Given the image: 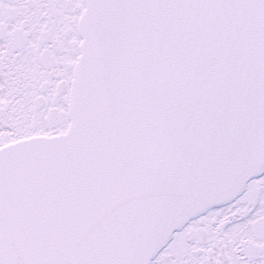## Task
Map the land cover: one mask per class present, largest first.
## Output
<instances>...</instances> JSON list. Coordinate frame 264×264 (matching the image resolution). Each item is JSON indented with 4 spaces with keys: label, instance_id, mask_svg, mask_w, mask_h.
Masks as SVG:
<instances>
[{
    "label": "snow or ice",
    "instance_id": "1",
    "mask_svg": "<svg viewBox=\"0 0 264 264\" xmlns=\"http://www.w3.org/2000/svg\"><path fill=\"white\" fill-rule=\"evenodd\" d=\"M0 264H264V0H0Z\"/></svg>",
    "mask_w": 264,
    "mask_h": 264
}]
</instances>
